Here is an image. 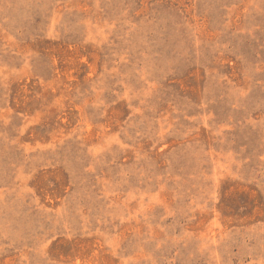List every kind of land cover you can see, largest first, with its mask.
I'll use <instances>...</instances> for the list:
<instances>
[{"label": "rangeland", "instance_id": "374dc122", "mask_svg": "<svg viewBox=\"0 0 264 264\" xmlns=\"http://www.w3.org/2000/svg\"><path fill=\"white\" fill-rule=\"evenodd\" d=\"M0 264H264V0H0Z\"/></svg>", "mask_w": 264, "mask_h": 264}]
</instances>
